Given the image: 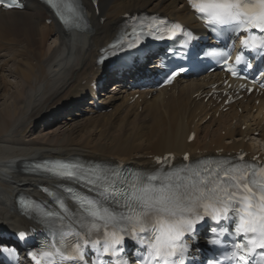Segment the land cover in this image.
I'll return each instance as SVG.
<instances>
[{
  "label": "bare ground",
  "instance_id": "6f19581e",
  "mask_svg": "<svg viewBox=\"0 0 264 264\" xmlns=\"http://www.w3.org/2000/svg\"><path fill=\"white\" fill-rule=\"evenodd\" d=\"M83 3L90 24L86 32L62 28L37 3L22 10H0V231L33 225L18 209V195L44 201L60 191L56 180L23 170L30 162L70 157L110 162L116 158L151 168L154 156L165 152L188 151L195 157L244 149L264 155L255 142L260 140L264 146V97L259 108L249 97L238 107L218 112L210 99L193 98L204 90L198 80H190L176 84L172 93L162 90L149 100H136L134 110L126 103L124 91L113 87L109 90L114 92H105L100 99L113 108L108 119L105 114L96 118L87 106L79 107L90 89L88 84L101 73L95 62L99 51L114 37L122 15L146 11L195 24L185 0H98V14L90 0ZM54 116L62 119L57 130L36 134L29 128V124L45 125ZM102 119L109 125L119 120L127 133L104 142L99 137L93 140L90 132ZM131 122L134 126L128 131ZM190 131L195 133L194 140L187 142Z\"/></svg>",
  "mask_w": 264,
  "mask_h": 264
},
{
  "label": "snow or ice",
  "instance_id": "6c2138e0",
  "mask_svg": "<svg viewBox=\"0 0 264 264\" xmlns=\"http://www.w3.org/2000/svg\"><path fill=\"white\" fill-rule=\"evenodd\" d=\"M48 2L51 4L52 0ZM188 3L206 24L232 26L237 35L248 33L241 39L244 49H264V0H188ZM7 6L12 7L11 4ZM61 20L68 24L62 14ZM177 29L183 31L179 24L169 29L172 37L176 36ZM242 56L243 52L237 57V63L241 62ZM225 65L228 71L236 75L227 61ZM49 171L60 177L78 175L77 166L66 162H61L57 168ZM179 171L186 172L187 169ZM175 175L177 173L150 174L134 182L128 203L131 215L95 206L87 209L88 216L92 218L89 232L84 235L78 232L70 234L77 237V241L69 245L71 255L59 246L54 252L45 250L39 255H59L70 261H82V248L89 243L93 246L102 245L105 254L110 250L115 253L124 242L123 233L127 232L136 238L138 234L151 230L152 238L147 242L149 257L155 264H177V258L187 250L184 237L195 234L198 224L206 219L220 224L233 217L236 219L233 233L235 240L229 258L234 259L236 264H251L249 257L257 252L264 253V182L249 180L250 175L264 177V167L254 169L251 173L246 168L232 167L223 172L217 170L204 178L195 173L189 183L173 182L171 178ZM88 182L93 183L91 180ZM96 187L102 194L113 191V186L107 183L97 184ZM61 209L64 213L68 211L63 205ZM46 217L63 219L59 212H47ZM96 221L104 222L102 241L90 239L91 230L98 228ZM212 232L208 243L219 244L216 230ZM19 235L24 237L25 234ZM68 235L62 236L66 243ZM81 240L83 243L79 242ZM33 258H36L35 254Z\"/></svg>",
  "mask_w": 264,
  "mask_h": 264
},
{
  "label": "rangeland",
  "instance_id": "374dc122",
  "mask_svg": "<svg viewBox=\"0 0 264 264\" xmlns=\"http://www.w3.org/2000/svg\"><path fill=\"white\" fill-rule=\"evenodd\" d=\"M53 38L54 37H51V40H53ZM112 112L113 111L106 112L105 118L108 119V117L111 116ZM138 112H140V108H139ZM95 115H93V116H95ZM98 115L100 116V114H97V116H95V117L96 118L99 117ZM131 116L132 117L128 118L130 121H132L134 119V115H131ZM49 120L50 121L47 124L41 125L40 127H37V128L35 127V125L29 124V128L31 129V131H33L36 134L41 133L40 131H42V130H48V131L52 132L54 130H57L55 128L58 127L57 125L61 122L62 119L54 116V117H49ZM104 122H105L104 119H102L100 124H99V126H98V128H96L95 131H91L90 132V134L92 133L90 136L93 137V140H97V138L99 137L98 140H102V142H104L107 139H114L116 136L119 137L123 133H127V132H125V128H124V126L121 125L119 120H117V122L115 124H113V125H109V121H106L105 123ZM131 124H132V122L128 125V127H129L128 131L130 129H133L134 123H133V125H131ZM136 124H138V123H136Z\"/></svg>",
  "mask_w": 264,
  "mask_h": 264
}]
</instances>
